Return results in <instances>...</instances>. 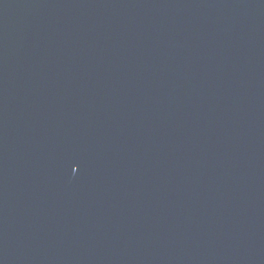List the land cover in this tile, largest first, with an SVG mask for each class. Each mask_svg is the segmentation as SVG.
I'll use <instances>...</instances> for the list:
<instances>
[{
  "label": "water",
  "instance_id": "obj_1",
  "mask_svg": "<svg viewBox=\"0 0 264 264\" xmlns=\"http://www.w3.org/2000/svg\"><path fill=\"white\" fill-rule=\"evenodd\" d=\"M0 264H264V0H0Z\"/></svg>",
  "mask_w": 264,
  "mask_h": 264
}]
</instances>
